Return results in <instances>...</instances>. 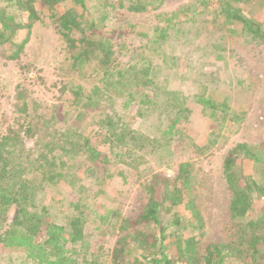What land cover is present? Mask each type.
<instances>
[{"label": "trees", "instance_id": "1", "mask_svg": "<svg viewBox=\"0 0 264 264\" xmlns=\"http://www.w3.org/2000/svg\"><path fill=\"white\" fill-rule=\"evenodd\" d=\"M127 1L131 9L140 10L157 0ZM64 2H69L68 6L60 10ZM94 2L0 0V46L15 41L21 30L31 29L45 8L70 42L72 68L84 77H96L92 86H64L73 100L64 105L63 118L59 117L63 105L42 107L28 95L27 88H17L15 116L5 131L0 130V251L23 254L33 264H264V214L258 216L254 209L258 198L264 204V177L257 180L241 175L242 161L247 158L264 168V148L239 143L225 158L224 175L231 190L229 209L239 228L230 240L201 243L197 231L204 219L192 195L191 170L185 163H180L172 179L151 169L145 172L147 200L133 219L100 201L115 175L127 181L128 174L119 168L122 163L116 157L127 158L123 164L132 166L140 149L143 154L138 159L149 150L170 144L182 116L176 112L172 122L161 128L162 135L152 137L124 123L117 112L95 108L103 104L95 96L120 99L124 109L132 104L141 110L155 106L159 87L149 56H161V47L170 37L187 32L185 24L197 20L199 3L206 5L208 0L157 14L161 23L156 37L145 45L147 53L140 60L121 65L110 60V35L116 31L104 29L106 11L95 14ZM218 2L225 9L231 5L228 0ZM236 12L230 14V22L244 23L252 30L249 19ZM156 44L159 46L153 47ZM92 62L95 65L90 68ZM91 106V130H86L79 117ZM85 166L89 167L83 172ZM67 188L73 200L61 211L59 220L51 218L47 205L40 210L34 202L40 192L44 196L50 189ZM114 222L124 233L109 254L96 255L94 236ZM98 250L106 252L102 245Z\"/></svg>", "mask_w": 264, "mask_h": 264}, {"label": "rangeland", "instance_id": "2", "mask_svg": "<svg viewBox=\"0 0 264 264\" xmlns=\"http://www.w3.org/2000/svg\"><path fill=\"white\" fill-rule=\"evenodd\" d=\"M195 1L157 0L134 10L127 0H95L92 11L95 14L106 11L102 21L104 29L116 31L110 35V60L121 65L140 60L147 53L149 48L145 52V45L156 37V27L161 23L157 14L193 5ZM228 1L231 5L226 9L218 0H208L206 5L199 3L197 11L201 15L193 23L185 24L187 32L170 37L161 47V56H149L151 73L159 87L155 106L141 110L137 104H132L124 109L120 99L108 101L101 94L95 97L103 104L94 105L99 110L117 112L124 123L152 137L161 136V128L167 127L175 113L180 112L182 117L176 125L175 137H168L170 144L163 142L165 145L149 150L141 159L138 157L143 154L142 149L138 152L137 149L132 166L123 164L127 158L115 156L128 178L125 181L115 175L106 185L107 194L100 201L133 219L147 200L145 172L151 169L160 177L172 179L177 176L180 163H185L191 170L192 195L204 219L197 231L203 245L230 240L239 229L231 218V190L224 175L229 151L239 143L264 148V0ZM68 3L59 6L60 10ZM234 12L249 19L253 29H246L244 23L238 21L230 22V14ZM39 16L31 29L19 32V37L13 41L17 46L11 41L0 46L1 131H5L15 116L17 88H27L28 95L42 107L63 105L59 112V117L63 118L67 109L64 105L73 100L64 86L73 84V88H77L95 84L96 77H84L72 68L70 42L58 31L50 13L42 8ZM128 23L136 26L131 28L126 26ZM23 40L24 44L18 46ZM94 65L92 62L90 68ZM92 107L87 113L82 111L84 115L79 117L86 130H91ZM181 107L186 109L181 111ZM88 167L85 166L83 172ZM241 175L261 180L264 168L247 158L242 161ZM70 191V188L50 189L44 196L40 192L34 202L40 210L47 205L51 218L59 220L61 211L73 200ZM62 198H65L64 205ZM254 209L258 216L264 214V204L259 198ZM122 233L119 223L107 225L94 236L95 254H109ZM101 245L106 252L98 250ZM0 264L33 263L23 254L0 251Z\"/></svg>", "mask_w": 264, "mask_h": 264}]
</instances>
